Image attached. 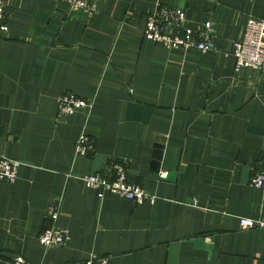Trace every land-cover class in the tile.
<instances>
[{"label":"crops","instance_id":"0c3cea01","mask_svg":"<svg viewBox=\"0 0 264 264\" xmlns=\"http://www.w3.org/2000/svg\"><path fill=\"white\" fill-rule=\"evenodd\" d=\"M98 11L74 13L61 0H5L0 31V154L22 160L14 183L0 181V258L14 263L264 264V228L240 216L264 215V188L250 178L264 158V69L235 68L234 42L264 0H88ZM159 4L183 7L186 25L211 21L216 49L165 48L143 36ZM91 108L59 115L65 93ZM90 155H75L83 129ZM163 146L160 173L151 170ZM176 181L161 179L174 170ZM128 178L157 200L136 204L88 188L79 176ZM58 207L59 216L50 211ZM56 224L70 239L45 247ZM204 237L213 253L196 248Z\"/></svg>","mask_w":264,"mask_h":264},{"label":"built area","instance_id":"2783aa9c","mask_svg":"<svg viewBox=\"0 0 264 264\" xmlns=\"http://www.w3.org/2000/svg\"><path fill=\"white\" fill-rule=\"evenodd\" d=\"M67 4L72 12H87L92 14L98 9L88 4V0H61ZM187 14L183 7L159 4L151 11L143 29V36L165 48L187 51L196 49L205 53L216 49L215 34L211 21L205 22L206 30L200 32L186 25ZM8 30V15L5 0H0V31ZM233 55L236 70L243 67L264 69V20L250 17L245 26L241 39L234 42ZM92 99H87L71 92L63 93L58 100L59 115H71L82 108H91ZM94 140L84 128L75 142V155H90L94 151ZM22 160L0 154V181L14 183ZM111 173H91L79 176L88 188L101 189L118 194L136 204L154 203L158 196L149 192L137 182L128 178L127 166L118 161L110 164ZM250 185L264 188V158L257 164L251 178ZM50 217L56 221L59 216L58 207L51 208ZM239 224L242 228H264V215L259 217L240 216ZM70 239L66 229L56 224L43 229L39 240L45 247L64 246ZM15 264H31L22 256L14 258ZM83 264H109V258L98 254H91Z\"/></svg>","mask_w":264,"mask_h":264},{"label":"water","instance_id":"95a60500","mask_svg":"<svg viewBox=\"0 0 264 264\" xmlns=\"http://www.w3.org/2000/svg\"><path fill=\"white\" fill-rule=\"evenodd\" d=\"M162 150H163V146L161 145H155V149L153 150L151 170L156 173L161 172L162 161H163V151ZM179 165H180V156L178 157V162L176 164L175 169L168 171L164 177H161V179L167 180V181H176L178 170H179ZM192 241L196 248L207 249L209 251V254L213 253V244L206 242V239L204 237L194 238ZM0 264H15V263L11 261L3 260L0 258Z\"/></svg>","mask_w":264,"mask_h":264}]
</instances>
